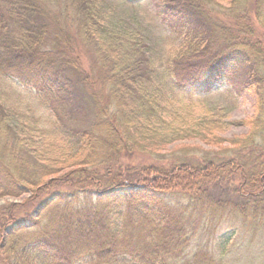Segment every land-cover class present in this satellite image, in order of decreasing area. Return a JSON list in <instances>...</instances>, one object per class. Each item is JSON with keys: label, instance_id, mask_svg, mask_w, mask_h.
Listing matches in <instances>:
<instances>
[{"label": "trees", "instance_id": "trees-1", "mask_svg": "<svg viewBox=\"0 0 264 264\" xmlns=\"http://www.w3.org/2000/svg\"><path fill=\"white\" fill-rule=\"evenodd\" d=\"M1 1L0 81L14 80L35 92L39 105L48 106L54 112L55 124L56 121L64 124L59 110L64 107L70 121L75 122L73 129L87 128L72 133L76 137L80 162L68 174L71 178L65 186L75 190L56 191L48 200L38 201L36 208L25 214L16 212L13 206L0 208V219L5 215L0 231L8 232L10 239L19 231L24 232L23 244L19 248L5 244L4 251L10 248L13 254L7 264L236 263L228 250L241 222L244 226L249 225L252 228L249 232L255 235L254 227L264 232V159L256 157L258 139H263L264 147V50L260 42L242 38L245 32L253 33L248 14L250 7L256 11L264 28V0H231L227 9L236 19L233 27L238 34L234 35L229 34L224 26L221 28L217 19L209 17L206 5L210 0H160L155 6L158 18L169 31L183 37V44L165 62L167 71L163 77L155 75L153 83L151 74L152 85L169 88L171 92L193 94L210 92L216 85L227 82L235 91L254 92L259 98L255 108L258 112L251 119L253 132L234 144L237 147L234 150L240 149L237 156H231L233 159L227 152H218L215 160H210L212 163H204L207 158L197 167L189 166L191 162L179 158L178 162L183 165L171 172L183 168L186 172L182 174H187L192 167L194 171L197 168L201 171L198 174L201 177L185 184L177 175L174 179L178 180L176 185L166 183L164 176L157 178L155 184L141 185L137 179H125L126 176L119 172L102 174L104 171L97 169L125 156L119 93L122 99L129 101L135 99L146 82L150 83L148 73H152L155 65L147 57V46L137 42L132 35L127 38L113 35L104 25L102 32L109 35L106 37L109 44L105 45L103 53L109 57L107 74L111 73L108 84L103 88L106 96L94 88L87 95L83 89L85 86L81 85L80 77L83 76L80 73L78 76L77 70L76 75H72V67L75 66L72 58H61L60 49L55 52L57 40L54 43L55 37L49 32V27L33 10L36 7L28 6L29 0ZM81 4L84 10H88L93 0H81ZM221 37L227 40L226 49L220 42ZM49 38L52 41L50 46ZM189 38L197 40V43L189 41ZM220 45L223 47L219 48ZM31 52L34 55L27 59L25 53ZM115 54L123 63L118 72ZM121 55L127 58H121ZM153 70L159 69L156 66ZM1 97L2 94V111ZM138 99L142 101L140 107L145 105V110L152 115L155 108L149 103L150 97ZM90 104L94 111L92 119V114L87 113ZM3 121L4 118L0 117V124ZM206 122L212 125L210 129L225 131L226 126L221 119L203 121L195 126L204 124L206 127ZM6 124L11 125L9 122ZM14 125L20 128L16 122ZM190 128L185 131L191 132L193 128ZM209 128L202 138H210L213 131ZM176 132L181 133V130ZM11 146L24 148L20 134L13 135ZM5 154L8 161L18 156L11 152ZM224 154L227 156H218ZM248 156L253 157L252 160ZM3 161L0 157V197H16L28 190L35 196L37 190L59 189L55 187L59 182L45 183L42 175L28 182L26 174ZM208 166L212 167L211 171ZM36 170L37 167L32 169L33 174ZM236 174L240 183L230 187ZM42 186L45 189L40 190ZM94 196L99 200H90ZM81 203L90 207V211L97 208L109 210L124 204L143 209L154 206L161 211L144 221L124 220L99 227L95 219L85 217L84 208L79 206ZM221 226H226V229L222 227V237L215 234ZM195 239L199 240L198 244H195ZM193 243L197 248L194 252ZM256 248L264 252V242ZM242 262L241 258L237 259V263Z\"/></svg>", "mask_w": 264, "mask_h": 264}, {"label": "rangeland", "instance_id": "rangeland-1", "mask_svg": "<svg viewBox=\"0 0 264 264\" xmlns=\"http://www.w3.org/2000/svg\"><path fill=\"white\" fill-rule=\"evenodd\" d=\"M158 1L160 0H93V4L88 10L83 9L81 0H29L28 6L36 7L33 10L37 16L43 18V22L49 27V32L55 37L54 43L57 40L54 46L55 52L58 53L60 49L61 58H72L74 61L72 75H76L77 70V75L79 76L80 73L83 76L80 77L81 85L85 86L83 89L87 95L92 93V88L102 91L104 95L105 89L103 88L108 84L111 74H107V58L109 57L103 53L105 45L109 44L106 40L109 35L102 32L104 25L113 32V35L118 34L124 38L132 35L137 38V42L147 46V57L155 65L152 66V73H148L150 77L153 74V83L155 75L158 78L163 77V73L167 71L165 62L171 59L183 44V37L169 31L158 18L155 11ZM0 2L3 1L0 0ZM209 2L206 5L209 17L217 19L219 26L221 28L224 26L226 30L230 31L229 34H238L236 27H233L236 19L229 14L227 9L231 0H210ZM252 11L253 9L250 7L248 14L253 33L245 32L242 38L260 42L261 48L264 50V28L260 25L256 11ZM188 40L197 43V40L193 38ZM226 41L225 37H221L220 42L223 45ZM50 45H52V41L49 38ZM114 45H117L115 41ZM223 45H220L219 48H222ZM25 54L27 59H31L34 55L33 52ZM115 56L118 72L123 63H120L116 54ZM123 57L127 58V56L121 55V58ZM156 66L159 70L154 72L153 69H156ZM0 94H2L1 102L4 105V110H0V117L4 118L0 124V129L2 128L0 131L2 162L4 163L3 160H5L6 165H11L13 169L17 168L18 171L26 174L25 180L28 182H33L32 178H38L41 175L45 177V183L59 182L55 186L59 189L37 190L35 196H32L28 190L27 193L20 196L0 197V208L13 206L16 212L25 214L35 209L38 201L48 200L50 194L56 191L75 190L65 186L67 180L71 178L68 174L73 172L80 162V156L76 150V137L72 133L84 131L87 128L73 129L75 122L70 121L64 107L59 109L64 124H59L57 121L55 124L56 117L50 107L40 106L35 92L14 80L0 81ZM99 95H101L100 92ZM141 96L150 97L149 103L155 108L152 115H149V112L145 110V105L140 107L142 101L140 102L138 97ZM119 99L125 156L118 157L111 165L104 163L97 169L104 171L102 174H107V171L119 172L126 176L125 179H137V183L141 185H146L148 182L155 184V180L161 176H164L165 181L167 180L166 183L176 185L178 180L174 179L177 175L180 176L181 183L187 184L201 177L198 175L201 171L198 168L194 171L192 167L200 166V162L205 159L208 158V162L204 163H212L210 160H215L218 152H227L229 157L237 156L240 149L234 150L237 148L234 144L239 138L247 137L253 132L254 126L251 124V119L256 115L255 112H258L255 108L256 102L259 100L254 92L235 91L233 85L227 82L216 85L210 92L191 94L186 91L171 92L169 88L152 85V77L150 83L146 82L138 90L135 99L131 98L126 101L121 98L120 93ZM87 113L92 114V119L94 111L91 104L87 108ZM219 119L226 126L223 132L210 129L213 127L209 122H206L208 123L206 127H204L205 122L200 126H195L203 121L214 122ZM14 122L20 125V128L14 125ZM64 125L70 129L65 128ZM190 127L193 128L191 132L185 131V129H191ZM206 128L213 131L209 135V139L202 138ZM178 129L181 130V133L176 132ZM13 133L21 135L24 148L11 146ZM256 145L258 146L256 157L264 159L263 139H258ZM126 148L128 149L126 150ZM6 152L15 153L18 156L16 155L13 161H8ZM227 154L218 156L226 157ZM248 157L249 159L253 158ZM179 158L191 162L189 166L192 167H189L187 174H182L186 172L183 168L179 169L182 172L176 170L171 172L176 167L183 165L178 162ZM231 158L234 159V157ZM113 159L115 158L113 157ZM36 167V174H33L32 169ZM210 167L208 166V168ZM232 178L235 181L231 182L230 187L238 186L239 176L236 174ZM2 182L5 183V180L2 179ZM41 189L45 188L42 186ZM19 192L18 190V194ZM90 200L95 202L99 199L94 196ZM79 206L84 208L85 217L95 219V223L99 227L104 223L111 225L122 223L124 220L144 221L151 214L161 211L154 206L143 209L125 204L109 210L103 209V211L100 208L90 211V207L83 203ZM3 217L0 219V224L5 221ZM222 227L226 229V226H221L219 232L215 231L217 236L222 237L224 232ZM239 228L238 234L233 237L229 245L228 252L232 255L230 256L232 261L237 263V259L241 258L242 264L244 262L245 264H264V252L256 248L259 243L264 242L262 239L264 238L262 237V235L264 236L263 229L254 227L255 231H253L257 233L255 235L249 232L252 228L247 224L244 226L241 222ZM7 234L8 232L4 230L0 231V264H7L13 256L10 248L4 251L5 244L9 243L17 248L23 244L24 232L19 231L11 239L9 236L7 237ZM198 243L199 240L195 239V244ZM192 246V252L196 251L194 243Z\"/></svg>", "mask_w": 264, "mask_h": 264}]
</instances>
